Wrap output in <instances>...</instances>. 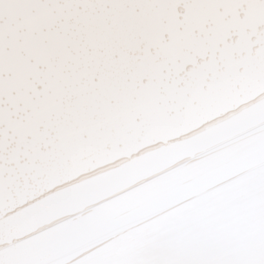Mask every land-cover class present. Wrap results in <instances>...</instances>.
Wrapping results in <instances>:
<instances>
[{"label": "snow or ice", "instance_id": "1", "mask_svg": "<svg viewBox=\"0 0 264 264\" xmlns=\"http://www.w3.org/2000/svg\"><path fill=\"white\" fill-rule=\"evenodd\" d=\"M0 264H264V0H0Z\"/></svg>", "mask_w": 264, "mask_h": 264}]
</instances>
